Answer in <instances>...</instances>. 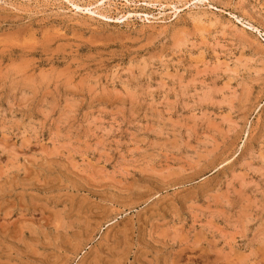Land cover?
Masks as SVG:
<instances>
[{
  "label": "rangeland",
  "instance_id": "374dc122",
  "mask_svg": "<svg viewBox=\"0 0 264 264\" xmlns=\"http://www.w3.org/2000/svg\"><path fill=\"white\" fill-rule=\"evenodd\" d=\"M0 264H264V0H0Z\"/></svg>",
  "mask_w": 264,
  "mask_h": 264
},
{
  "label": "bare ground",
  "instance_id": "6f19581e",
  "mask_svg": "<svg viewBox=\"0 0 264 264\" xmlns=\"http://www.w3.org/2000/svg\"><path fill=\"white\" fill-rule=\"evenodd\" d=\"M100 2H102V1H100ZM98 3V2H97ZM96 4V3H95Z\"/></svg>",
  "mask_w": 264,
  "mask_h": 264
}]
</instances>
